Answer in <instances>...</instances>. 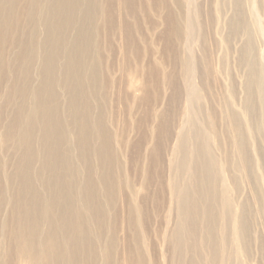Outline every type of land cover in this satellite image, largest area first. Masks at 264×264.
I'll return each instance as SVG.
<instances>
[{"label":"rangeland","instance_id":"1","mask_svg":"<svg viewBox=\"0 0 264 264\" xmlns=\"http://www.w3.org/2000/svg\"><path fill=\"white\" fill-rule=\"evenodd\" d=\"M187 1L0 0L6 8V30L0 31V264H264V96L260 84L256 90L244 84L245 58L260 62L264 83V0ZM33 3L47 13L44 25L30 16ZM189 3L197 23L193 76L183 69L184 38L177 34L191 15ZM63 20L69 21L66 38L50 48L38 45L44 30L30 22L54 36ZM69 57L79 58L78 73L65 74L73 71ZM46 58L57 78H67L63 84L79 88L69 111L60 80H42ZM194 83L201 92L194 120L209 137L218 175L196 149L186 148V158L173 146L187 110L185 89ZM247 88L256 94L236 135H242L250 177L237 170L229 120L242 114ZM56 128L64 142L53 146L48 138ZM104 151L110 161L101 171ZM185 184L192 214L178 208ZM239 221L241 239L234 231Z\"/></svg>","mask_w":264,"mask_h":264},{"label":"bare ground","instance_id":"2","mask_svg":"<svg viewBox=\"0 0 264 264\" xmlns=\"http://www.w3.org/2000/svg\"><path fill=\"white\" fill-rule=\"evenodd\" d=\"M31 2H34L35 0H30ZM118 1V0H117ZM174 1H176V0H174ZM189 1V0H188ZM187 1V2H188ZM237 1V0H236ZM236 1H235V3H236ZM29 2V1H28ZM240 2V1H239ZM239 2H237L238 4H239ZM34 4V3H33ZM191 4L192 3H189L188 5L190 6V8H189V13L191 14V15H188L187 16V21H185L186 23L184 24V25H182V26H180V27H178L177 29L179 30H177V34L178 35H183V38H184V42L182 43V47H183V51H182V65H183V69L186 71V76H188V75H194V72L196 71H194V61H195V57H194V54H193V51H192V48H193V45H192V43L194 42V40L196 39V29H197V27H196V25H195V23H196V21H194V17H195V11H194V8H192L191 7ZM241 4V3H240ZM192 6H193V4H192ZM242 6V5H241ZM4 7V8H3ZM2 7V9H0V31H2V30H6V25H4V24H1V21L6 17V8H5V6H3ZM33 7V9L35 10L34 12H29V14H30V16L31 17H35L36 16V19H37V21H41L42 23H43V25L45 24V21H46V14L47 13H45L44 11H39L38 10V7H39V5H38V3H36V4H34V6H32ZM194 7V6H193ZM238 7H240L239 5H238ZM248 7V6H247ZM196 8V7H195ZM39 9H40V7H39ZM197 10L198 9H196V12H197ZM2 11V12H1ZM62 11V10H61ZM197 14V13H196ZM38 15V16H37ZM33 22V21H31L30 22V25H31V28L32 29H36L37 30V32H39L40 33V31L41 30H44L43 31V33L44 34H42L43 35V37L41 38L42 39V41L41 42H38V45H41L42 47H46V48H50V45L51 46H53V45H55L58 41H63L65 38H66V34H65V32L63 31V27L69 22L68 20H63L61 23H58V22H56V25H57V27H58V29H59V32H58V34H55L54 33V36H51V35H48L47 34V32H46V29H45V27L42 25V28H39V26L37 25L38 24V22ZM37 23V24H36ZM197 24V23H196ZM244 25V24H243ZM251 25V24H250ZM175 27H177V26H175ZM174 28V27H173ZM255 28V27H254ZM119 30H122V31H124V33H126L125 32V28L123 27V26H121V27H119ZM175 30V29H174ZM253 30V29H252ZM248 31L249 30H247V34H248ZM253 32V31H252ZM261 32V31H260ZM251 33V32H250ZM237 35V34H236ZM256 35V34H255ZM252 36V35H251ZM247 38H248V36H247ZM251 38V37H250ZM127 39H128V41L127 42H131L130 40H131V38L129 37V35H128V37H127ZM253 39V38H252ZM248 40V39H247ZM246 40V41H247ZM249 41V40H248ZM248 41L246 42V43H248ZM253 41V40H252ZM251 41V42H252ZM253 44V43H252ZM246 47H247V44H246ZM249 47H251L250 45H249ZM75 48H77V49H79L78 50V52L81 54V53H85V47H81L79 44H76L75 45ZM247 49L249 50L250 48H248L247 47ZM246 53V52H245ZM249 53H250V51H249ZM247 54V53H246ZM252 54H254V53H251V55ZM245 55V54H244ZM249 56V55H248ZM255 57V55H252V57ZM257 56H258V53H257ZM245 57V56H244ZM251 57V56H250ZM246 59L248 60V58H245V60H244V62H246V64H245V66H246V68H247V78L245 79L246 81H244L245 83L244 84H246V85H248V86H251V87H253L254 89L255 88H257V87H259V84H260V87L262 88V87H264V86H261L262 84H264L263 82H262V84H261V80H260V74L258 73V70H257V65H259L260 64V62H258V63H251V62H248V61H246ZM251 59V58H250ZM69 60L70 61H68L67 62V65H68V68L70 69V70H73V71H71V72H65V74H67V75H71L72 73H74V72H76V73H78L77 72V69H79V58H75V59H73V58H70L69 57ZM254 61H256V60H254ZM49 63H50V60L48 59V58H46L44 61H42V63H41V69H42V72L44 71V73H42V75H43V77H42V80L44 81V83H46V80H47V83L50 81V79L49 78H47V77H45V76H51L52 77V82H54L55 81V79H53V76H56V79H57V81H59L60 80V83H61V85H62V87H64V88H66V94L68 95L67 96V100H69V103H68V107H67V111H69V108H72V106H73V104L75 103L74 101L76 100H74V97H73V90L74 89H72L71 87L69 88L67 85H65V84H63V82H68V80H67V78H64V81L62 82V79H61V75L63 74H59L60 75V77L59 78H57L58 76V74H54V70H51V68H50V66H49ZM79 65V66H78ZM243 66V65H242ZM260 67V66H259ZM262 68V67H261ZM261 68H258V69H261ZM244 70H246V69H244ZM261 72H262V70H260ZM259 71V72H260ZM263 76V75H262ZM189 79V78H188ZM54 80V81H53ZM51 83V82H50ZM59 83V84H60ZM76 84V83H75ZM78 84V83H77ZM50 85V84H49ZM53 85V84H52ZM64 85V86H63ZM257 85V86H256ZM43 86V85H42ZM45 86V85H44ZM245 87V86H244ZM40 88V87H39ZM259 89V93H260V95L263 97L264 96V91L262 90V89ZM36 89V88H35ZM57 89V88H56ZM75 89L77 90V89H79V88H77V85H75ZM245 89V88H244ZM252 89V88H251ZM253 89V90H254ZM258 89V88H257ZM76 90H74V91H76ZM253 90H249V88H247V90H246V95L244 96V100L246 101H243L244 102V104L242 105V108H243V110H242V114L241 115H238V117L236 116V115H233L232 114V116H230V118H229V120H230V123L232 124L231 126H232V130H234V132H236L235 133V135L237 134V130H239V128H240V126H241V120H240V118L242 117V115L244 116V114H245V112L246 113H249V111H250V107H251V105H250V107H249V102H250V100H252V98H253V94H256V93H253L252 91ZM256 90V89H255ZM58 91V90H57ZM70 91L72 92V95L71 94H69L70 93ZM80 91V90H79ZM92 92H93V90H91ZM245 91V90H244ZM228 92L230 93V94H232V92L230 91V90H228ZM42 93V92H41ZM51 95L53 96L54 94L52 93V90H51ZM49 93V94H50ZM57 93V92H56ZM34 94H35V92H34ZM46 94V93H45ZM84 94V93H83ZM57 95V94H56ZM87 95V94H86ZM38 96H39V89H38ZM49 96V95H48ZM55 96V95H54ZM64 96H66V95H64ZM258 95H256V97H257ZM62 98H63V96H61ZM255 97V98H256ZM40 99H42L41 97H40ZM65 99V98H64ZM80 99V98H79ZM185 100V104H186V111H185V114H184V116H183V124H182V126L180 127V129L178 130V132H177V135H176V137H175V141H174V148H176V151H178V153H181L182 155H186L187 153H189L190 151H188L189 149H188V147L189 148H191V150H195L196 149V151L198 152V155H197V157L198 156H200L201 155V157H203L204 158V160L206 159L208 162H209V166L211 165V166H213V167H217V175L219 174V173H221L222 172V170H221V167H220V169H219V166L217 165V164H213V160H214V157H213V154H212V152L210 151V147H211V145L209 144V142H210V140H209V137L207 138V136H206V134H205V132H203V129L200 127V126H198L199 124L196 122V120H194V108H193V106L195 107V105L201 100V92H200V88L197 86V85H195V83L194 84H189L188 85V87L185 89V98H184ZM66 100V101H67ZM72 101V102H71ZM77 101H78V99H77ZM261 101V100H260ZM259 101V102H260ZM242 102V103H243ZM254 102V101H253ZM252 103V102H251ZM257 105V104H256ZM45 106V105H44ZM43 106V107H44ZM39 107V106H38ZM37 107V108H38ZM48 107V106H47ZM46 107V108H47ZM32 109V108H31ZM37 110V109H36ZM33 111V110H32ZM35 111V110H34ZM254 111V110H253ZM251 114H252V112H250ZM43 114V113H42ZM263 114V113H262ZM230 115V114H229ZM228 115V116H229ZM47 116V115H46ZM160 116V115H159ZM260 116V115H259ZM262 116V115H261ZM48 117V116H47ZM255 117H256V115H255ZM47 119V118H46ZM45 119V120H46ZM99 119V118H98ZM196 119V118H195ZM251 119H252V117H251ZM258 119H259V117H258ZM264 119V118H263ZM41 121H43V120H41ZM202 122V121H201ZM251 122H252V120H251ZM260 123V122H259ZM31 124V123H30ZM33 124H34V122H33ZM98 127H99V125H97ZM249 132H250V128H252V126H253V124L251 125V123H249ZM32 127V126H31ZM57 127V126H56ZM44 128V127H43ZM53 128V127H52ZM51 128V129H52ZM62 128L63 127H60V134H61V131H62ZM101 130V131H100ZM56 132H55V134L53 135V136H51V138H48V140H50L51 141V143H52V145L54 146V144H58V143H63L64 142V137H62V135H57V132H58V128H56V130H55ZM42 132V131H41ZM44 132H46V131H44ZM48 133V132H47ZM53 133V132H52ZM48 135H49V133H48ZM43 136H44V134H43ZM47 136V135H46ZM50 136V135H49ZM237 136V135H236ZM40 137H41V134H40ZM45 137V136H44ZM98 137L100 138V139H103L104 138V144H105V142H107V133L102 129V128H100L99 129V135H98ZM212 137V136H211ZM252 137V136H251ZM30 138V137H29ZM44 139H46V138H44ZM253 139V138H252ZM63 140V141H62ZM40 141V140H39ZM23 142H24V145L26 144V142H27V145H25V146H28L27 148H29V146H30V141H29V139L26 141V139H23ZM48 142V141H47ZM60 143V144H61ZM21 145V144H20ZM62 145V144H61ZM53 146H52V148H53ZM49 148H51V145H50V147ZM186 148L188 149V150H186ZM100 149V148H99ZM59 151V150H58ZM98 151V150H97ZM100 152L101 151H98L97 152V155L99 156V154H100ZM256 152H258L257 151V149L255 148V149H253L252 150V155L254 156L255 155V153ZM195 153V152H194ZM180 154V155H181ZM50 155H52V156H54L53 155V152H51V154ZM56 155V154H55ZM84 155H85V153H84ZM101 156H102V153H101ZM106 156V152L104 151L103 152V157H105ZM184 156L182 157V158H184ZM236 156H237V170H239V172L240 173H246V175H247V177H250L249 176V174H250V165H249V162H248V160L245 158V150H244V141H242V135H239V136H237V145H236ZM100 157V156H99ZM186 157V156H185ZM188 157V156H187ZM186 157V158H187ZM87 158V157H86ZM102 158V157H101ZM100 158V159H101ZM174 158V157H173ZM107 158L105 157L104 158V161H103V165H101L100 164V166H98V167H100V169H101V171H104V167H105V170H106V168H108V166H107V164H108V161H110V160H106ZM198 159V158H197ZM203 160V163L204 162H206V160L204 161ZM102 161V160H101ZM100 161V162H101ZM106 161H107V163H106ZM196 161V160H195ZM251 161H253V158H252V156H250V162ZM194 162V161H193ZM53 163H55V161L53 162ZM196 163V162H195ZM199 163V162H198ZM51 164V163H50ZM56 164H57V162H56ZM182 164H184V163H182ZM207 164V163H206ZM61 165H63V164H61ZM82 165V164H81ZM174 165V164H173ZM185 165V164H184ZM195 165V164H194ZM198 165V164H197ZM205 165V164H204ZM203 165V166H204ZM53 166V165H52ZM58 166V165H57ZM64 166V165H63ZM196 166V165H195ZM65 168H67L68 170H70V168H71V165H70V163H65V166H64ZM63 167V168H64ZM183 168V167H182ZM199 168V167H198ZM208 168H210V167H208ZM66 169V170H67ZM71 171V170H70ZM185 171V170H184ZM205 171V170H204ZM212 171V169L210 168L207 172L208 173H210ZM213 172H214V170H213ZM216 173V172H215ZM74 175V174H73ZM183 177V176H182ZM218 177V176H217ZM216 177V178H217ZM74 179V178H73ZM76 179V178H75ZM9 181H11V180H9ZM65 181V180H64ZM87 181V180H86ZM201 181V180H200ZM230 182V181H229ZM67 183V182H66ZM231 183V182H230ZM11 184V183H10ZM64 184V183H63ZM198 184H199V182H198ZM222 184H223V189H224V191H226L227 189V187L225 186V183H223L222 182ZM66 185V184H65ZM88 185V184H87ZM178 185V184H177ZM46 186V185H45ZM231 186V185H230ZM54 187V186H53ZM212 188V187H211ZM233 188H234V186H233ZM217 189V188H216ZM28 190H30V189H28ZM92 190V189H91ZM236 190V189H235ZM212 191V190H211ZM215 191V190H214ZM229 191V190H228ZM223 192V191H222ZM33 193H34V191H33ZM232 193V192H231ZM31 194V193H30ZM34 194H36V193H34ZM53 194H54V192H53ZM61 195V194H60ZM34 196V195H33ZM32 196V197H33ZM191 194H190V187L189 186H187V184H185L184 185V188H183V191H181L180 193H179V197H178V201H179V204H178V208H179V211H180V214H183L186 210H188V212L190 213V214H192V210H193V204L191 203L192 201H191ZM217 196V195H216ZM30 197V196H29ZM35 197V196H34ZM34 197H33V200H34ZM37 197V196H36ZM173 197H174V195H173ZM174 198H176V197H174ZM173 198V199H174ZM211 198V197H210ZM36 199V198H35ZM50 199V198H49ZM32 200V199H31ZM217 200V199H216ZM262 200H264V199H262ZM213 201V200H212ZM211 201V202H212ZM262 202V201H261ZM53 203V202H52ZM56 203V202H55ZM213 203V202H212ZM225 203L226 202H224V204H223V207H225L226 205H225ZM47 205H46V208H45V211H46V216H45V218L48 220V206H49V203H46ZM176 204V203H175ZM263 204H264V202H263ZM61 205V204H60ZM138 205V204H137ZM191 205H192V208H191ZM87 206V205H86ZM133 206H135V205H133ZM139 206V205H138ZM62 207V206H61ZM68 207V206H67ZM49 208H51V207H49ZM88 208V207H87ZM139 208V207H138ZM174 208V207H173ZM176 208V207H175ZM66 210H67V208H66ZM239 210V209H238ZM48 211V212H47ZM63 211V210H62ZM134 211V210H133ZM241 211H242V208L240 207V215H241ZM51 212V211H50ZM60 212V211H59ZM66 212V214H65V216L67 215V212L68 211H65ZM73 212H74V210H73ZM138 212H139V209H138ZM232 212H233V209H232ZM61 213V212H60ZM174 213H176L175 211H174ZM226 215H227V210H225V212H224ZM51 214V213H50ZM74 214H75V212H74ZM133 214V213H132ZM140 214V213H139ZM199 215V214H198ZM207 215V214H206ZM51 216V215H50ZM61 216V215H60ZM74 216V215H73ZM75 216H77V215H75ZM227 216H229V214L227 215ZM238 216V215H237ZM100 217V216H99ZM189 217V216H188ZM225 217V216H224ZM239 217V216H238ZM50 218V217H49ZM67 218V217H66ZM78 218V217H77ZM185 218V217H184ZM239 218H241V217H239ZM239 218H238V220H239ZM51 219V218H50ZM181 220V219H180ZM179 220V221H180ZM227 220V219H226ZM241 220H242V218H241ZM183 221V220H182ZM188 221V220H187ZM186 221V222H187ZM181 222V221H180ZM189 222V221H188ZM232 222V221H231ZM67 223V222H66ZM66 223H63V224H66ZM69 224H70V222H68ZM191 223V222H190ZM189 223V224H190ZM228 223V222H227ZM180 224V223H179ZM182 224V223H181ZM176 225V224H175ZM67 226V225H66ZM69 226V225H68ZM178 226V225H177ZM236 226V227H235ZM233 228H234V231L236 232V234H237V237L239 238V239H241L242 237H243V233H244V231H242L243 230V228H244V225H243V221H239V223H238V225L236 224ZM186 227V226H185ZM179 228H181V227H179ZM190 228V227H189ZM228 228V227H227ZM230 228V227H229ZM173 229V228H172ZM171 229V230H172ZM174 229H176V226H175V228ZM179 230V229H178ZM177 230V231H178ZM182 230V229H181ZM184 230V229H183ZM99 231V230H98ZM180 231V230H179ZM183 232H185V231H183ZM225 232H227L226 230H225ZM174 234V233H173ZM227 234V233H226ZM182 235V234H181ZM178 236V235H177ZM188 236H189V234H188ZM225 238H226V236H225ZM171 239V238H170ZM227 239V238H226ZM178 240V238H176V241ZM225 241V240H224ZM188 242V241H187ZM241 242L242 241H240V244H241ZM45 243H47V242H45V241H43L42 243H41V246H46L45 245ZM177 243V242H176ZM226 243V242H225ZM244 243V242H243ZM243 243L241 244V246L243 247L244 245H243ZM49 244V243H48ZM239 244V245H240ZM232 245V244H231ZM52 246V245H51ZM187 246V245H186ZM179 247H180V245H179ZM181 247H182V245H181ZM45 248V247H44ZM43 249V248H42ZM178 249H180V248H178ZM213 249V248H212ZM45 250H47V248L45 249ZM61 250H58V253L60 252ZM62 252V251H61ZM60 255H61V253H59ZM109 254V253H108ZM107 254V255H108ZM108 258H109V256H108ZM182 258V257H181ZM106 259H107V256H106ZM181 260V259H180ZM192 260V259H191ZM193 261V260H192ZM225 262H226V260H224ZM183 262V261H182ZM194 262V261H193ZM106 263H107V261H106ZM227 263V262H226ZM238 263V262H237ZM139 264H141V263H139ZM239 264V263H238Z\"/></svg>","mask_w":264,"mask_h":264}]
</instances>
